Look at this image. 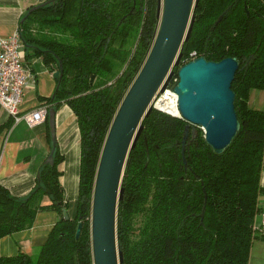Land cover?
<instances>
[{"label":"trees","instance_id":"16d2710c","mask_svg":"<svg viewBox=\"0 0 264 264\" xmlns=\"http://www.w3.org/2000/svg\"><path fill=\"white\" fill-rule=\"evenodd\" d=\"M156 9L157 0H52L25 12L18 29L26 57L41 58L53 73L54 64L62 66V78L45 105L49 110L66 104L76 117L78 195L74 215L63 219L68 204L57 146L53 164L41 165L27 197H13L0 186V239L31 228L40 212L58 215L35 259L24 253L0 255V264H93L90 223L97 166L114 116L154 42ZM193 14L180 65L199 57L238 60L231 89L240 129L220 155L197 129L186 141L184 166L180 141L186 122L154 109L143 118L117 205L122 264H248L251 246L261 238L254 220L264 194V111L251 109L248 99L252 90L264 91V0H199ZM172 70L177 78L178 67Z\"/></svg>","mask_w":264,"mask_h":264},{"label":"water","instance_id":"95a60500","mask_svg":"<svg viewBox=\"0 0 264 264\" xmlns=\"http://www.w3.org/2000/svg\"><path fill=\"white\" fill-rule=\"evenodd\" d=\"M50 1L30 8L28 14ZM198 3L199 0H157L158 30L154 42L114 116L97 166L90 223L93 264L123 263L116 234L117 205L124 193L121 179L129 164L128 153L135 147L143 129L141 122L153 110L150 104L159 88L163 92L173 77V67H178L173 92L177 95L180 118L186 122L180 141L184 166L186 141L190 136L194 137L197 129L202 130L205 143L218 155L226 150L240 129L234 106L235 93L231 89L239 68L238 60L228 57L214 62L199 57L180 66V48L191 35L193 10ZM221 19L222 16L215 25ZM53 68V78L60 82L62 66L59 63L57 68L54 64ZM45 120L52 140V149L45 163L52 165L56 148L54 108L48 110ZM204 199L203 211L206 197ZM62 211L63 219L68 220L66 210ZM80 231L81 224H78L76 239Z\"/></svg>","mask_w":264,"mask_h":264},{"label":"crops","instance_id":"0c3cea01","mask_svg":"<svg viewBox=\"0 0 264 264\" xmlns=\"http://www.w3.org/2000/svg\"><path fill=\"white\" fill-rule=\"evenodd\" d=\"M47 0H0V38H6L17 30L28 8L40 5ZM24 67L28 71V84L24 90L23 100L18 108L19 115L37 110L45 105L57 87L53 72L44 65L41 58L26 57L21 48ZM248 106H262L264 111V91L252 90ZM55 109V142L62 162L60 182L64 190L65 202L68 204L67 215L72 217L78 195V176L80 162V134L76 117L72 110L61 104ZM52 143L47 138L45 121L33 127L24 120L15 121L0 107V186L7 189L16 198L27 197L35 188L40 167L49 156ZM260 185L264 188V156ZM44 198V202H48ZM261 211L256 215L254 227L260 224L264 210V194L259 199ZM58 220L54 211L40 212L36 215L31 228L13 233L0 239V255L15 256L24 253L32 256L45 243L49 232ZM256 239L250 249L248 264H264V236Z\"/></svg>","mask_w":264,"mask_h":264},{"label":"built area","instance_id":"2783aa9c","mask_svg":"<svg viewBox=\"0 0 264 264\" xmlns=\"http://www.w3.org/2000/svg\"><path fill=\"white\" fill-rule=\"evenodd\" d=\"M22 47L18 28L12 35L0 38V107L16 122L24 120L27 125L33 127L45 121L48 107L41 106L37 110L22 116L19 115L18 108L23 100L24 90L29 79L20 51ZM177 80V78L172 77L163 92H160V87L150 105L154 110L171 117L180 118L177 108V95L173 92ZM255 230L264 236V210L261 213L260 224Z\"/></svg>","mask_w":264,"mask_h":264},{"label":"rangeland","instance_id":"374dc122","mask_svg":"<svg viewBox=\"0 0 264 264\" xmlns=\"http://www.w3.org/2000/svg\"><path fill=\"white\" fill-rule=\"evenodd\" d=\"M180 66H181V65H180ZM261 107H262V106H255V109L260 110V109H262ZM201 131H202V130H201ZM38 252H39L38 250H37L36 252H34V254L32 255V258H33V259H35V258L37 257Z\"/></svg>","mask_w":264,"mask_h":264}]
</instances>
